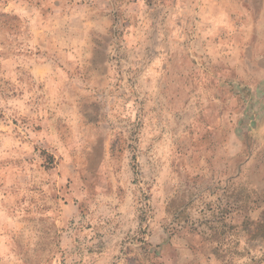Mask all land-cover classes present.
<instances>
[{
    "label": "rangeland",
    "instance_id": "rangeland-1",
    "mask_svg": "<svg viewBox=\"0 0 264 264\" xmlns=\"http://www.w3.org/2000/svg\"><path fill=\"white\" fill-rule=\"evenodd\" d=\"M261 2L0 0V264H264Z\"/></svg>",
    "mask_w": 264,
    "mask_h": 264
},
{
    "label": "crops",
    "instance_id": "crops-1",
    "mask_svg": "<svg viewBox=\"0 0 264 264\" xmlns=\"http://www.w3.org/2000/svg\"><path fill=\"white\" fill-rule=\"evenodd\" d=\"M263 2V3H262ZM262 2L260 4H253L252 7L255 10H259L257 16L254 18L253 20L254 22L258 21V22H264V15H263V11H264V0H262ZM260 40V43L253 45L251 48V50L253 49L254 51V56L257 57V64L256 67L259 68L258 70L260 71L261 75H262V79L264 81V32L262 33L261 38L257 36V38H255V40Z\"/></svg>",
    "mask_w": 264,
    "mask_h": 264
}]
</instances>
